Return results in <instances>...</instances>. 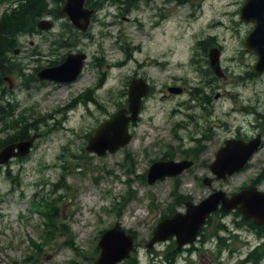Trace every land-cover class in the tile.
<instances>
[{
	"label": "rangeland",
	"instance_id": "1",
	"mask_svg": "<svg viewBox=\"0 0 264 264\" xmlns=\"http://www.w3.org/2000/svg\"><path fill=\"white\" fill-rule=\"evenodd\" d=\"M236 1L239 0H209L213 5L197 26L216 21L218 27L213 32L224 39L226 57L236 56L241 61V57L244 60L247 57L240 51H243L242 40L249 25L231 15L239 7ZM10 2H0V15ZM116 5L107 2L101 6L90 26V34H82V52L87 59L82 77L77 81L58 87L38 79L23 81L22 76L13 74L16 85L10 89L6 84L7 96L17 105L16 113L24 112L28 122L36 125L39 137L27 156L0 164V264H94L102 233L117 222L133 230L136 250L132 255H136L139 264H168L163 251L171 241L155 243L151 249L146 244L162 215L169 213L168 208L175 204L172 192L177 181L178 195L188 194L192 201L199 202L213 190L222 189L231 194L248 186L264 169L263 149L227 180H215L211 187L203 183L205 176H214L207 159L213 161L225 138L240 121L245 120L246 129L250 126L248 114L239 111L241 105L249 98H260L264 103V78L244 82L239 75L245 73L247 67L228 62L231 75L221 83L220 98L215 97V91L208 116L213 137L204 142L206 150L201 155V150L197 151L195 158L192 155L196 143L192 136L200 137L201 133L196 132L193 123L194 102L188 95L163 99L162 89L173 77H194L188 63L190 36L196 24L190 18L174 14L163 26L151 29L152 11L145 0L123 16ZM168 5L167 11L176 7L175 3ZM59 29L58 22L51 31L20 37L16 56L27 69L26 73L36 74V67L47 65L48 61L78 46L79 36L70 51L71 47L57 48L51 44L59 35ZM179 61L186 65H177ZM164 62L170 64H160ZM137 73H147L156 89L147 100L135 129L134 125L130 126L132 139L124 147L107 151L105 155L88 151L86 146L95 130L119 108L118 103H126L128 83ZM103 77L104 82L97 88ZM87 89L93 90L88 93L96 98L94 102H72L81 90L84 93ZM179 121L180 125L176 124ZM7 132L8 129L0 138ZM187 151H192L189 157L195 158L191 168L175 178L148 182L147 171L154 160L162 159L165 154L172 159H182L187 157ZM260 182L259 188L264 191V175ZM43 201H54L58 208L55 224L59 230L47 226L48 218L41 212L46 207L38 205ZM172 207L185 210L183 205ZM33 239L42 244L40 249L35 247ZM67 241H73L81 253ZM155 248L157 253H151ZM186 259L185 253L177 264H188ZM126 263L123 260L118 264ZM213 264H237V260L225 258L214 260Z\"/></svg>",
	"mask_w": 264,
	"mask_h": 264
},
{
	"label": "water",
	"instance_id": "2",
	"mask_svg": "<svg viewBox=\"0 0 264 264\" xmlns=\"http://www.w3.org/2000/svg\"><path fill=\"white\" fill-rule=\"evenodd\" d=\"M85 2L86 0H65L62 7V12L68 16L72 25L83 33H87L95 12V8L87 7ZM240 13L242 20L255 23L245 39V45L258 55L253 72L260 74L264 71V0H244ZM53 25V20L43 19L38 23V28L49 30ZM86 58L87 55L83 52L82 55L81 53H69L59 65L38 71L37 77L42 81L74 82L83 70ZM4 80L10 89L16 85L13 76L7 75ZM149 91L150 86L144 78H134L129 84L128 105L119 108L98 127L89 139L86 149L99 155H105L107 151L114 152L127 145L132 138L129 125L139 120L143 98ZM175 91L180 92L181 90L177 88ZM37 136L34 135L28 140L3 147L0 150V164H7L12 157L28 155ZM259 145L260 138L249 142L228 140L218 150L215 160L210 165V170L216 179L226 180L245 167ZM192 164L193 162L188 159L154 161L147 172L148 182L153 184L167 177H176L190 168ZM213 180L212 177H205L203 182L212 186ZM186 205L185 212L177 211L171 217L163 218L158 223L147 247L151 248L156 242L176 237L179 248H181L196 238L198 230L206 222L208 216L219 208L225 212L239 209L246 219H252L258 225H264V191L257 186L242 188L231 195L224 190H215L200 202L188 201ZM97 248L100 252L94 264H117L129 258L131 251L135 250L134 235L127 233L121 224L117 223L103 232Z\"/></svg>",
	"mask_w": 264,
	"mask_h": 264
},
{
	"label": "flooded vegetation",
	"instance_id": "3",
	"mask_svg": "<svg viewBox=\"0 0 264 264\" xmlns=\"http://www.w3.org/2000/svg\"><path fill=\"white\" fill-rule=\"evenodd\" d=\"M155 1L157 2L156 5H154ZM145 2L152 11V14L149 16V28L151 29H157L163 26L164 22L174 14H177L180 17L183 16L184 18H190V20L196 24L194 31H192L190 36L192 43L190 45L191 55L188 63L193 70L194 77L192 79L187 77H173L172 81L165 82L162 89V98L165 99L168 97L188 95L190 100L194 102L192 105L195 109L193 123L195 124L196 132L201 133L200 137L192 136V141L196 143V146L193 147L195 150L193 151L192 156L197 158L198 155L196 156V152L201 150L200 155L203 154L206 150L204 142L206 140H211L213 137V131L210 128L211 125H208V116L211 115V104L213 102L215 91H217L215 97L220 98L221 94H223L220 92L222 88L221 83L229 77V74L231 75L229 68L230 64H228V62L242 63L245 68L247 67L245 73L239 75L244 82L250 79L253 81L264 78V71L260 74H254L253 69L258 60V55L250 51L245 45V39L254 28L255 23L242 20L240 9L243 6L244 0L236 1V3H239V7L235 13L231 15L234 17L237 16V20L240 23H246L249 25L246 35L242 40L243 51H240L241 55L245 53L247 54V57L245 60L241 57L240 61L236 56L231 58L226 57L224 39L218 33L213 32V30L218 27L216 21L209 20L201 27L197 26L209 6L213 5V3H209V0H145ZM168 3H175L176 7L167 11L166 6H169ZM162 4H164L163 7L161 6ZM179 7H185L186 9L181 10ZM135 8L136 7H131L127 13H130ZM98 11L99 9L96 8V12ZM118 11L120 13L124 12L122 9H118ZM227 14L230 15L229 13ZM121 15L123 16V14ZM233 22L234 24H237L235 21ZM178 27L181 28V24H179ZM147 34L150 35V31H147ZM71 49L72 47L69 51ZM72 52L81 53L82 55V33L80 34L78 46L68 53ZM65 57L66 55H61L59 58H54L48 61L47 67L53 68L59 65L64 61ZM160 64L169 65L170 63L164 62ZM177 65L184 66L186 64L179 61L177 62ZM248 69L250 70L248 71ZM81 77L82 70L79 74V78ZM137 77L144 78L150 86V91L143 100V112L147 100L154 95L156 87L147 73H137L132 79ZM47 83H51L58 87L70 85L67 82H56L54 80L47 81ZM177 88H180L181 91L176 92L175 89ZM90 92L92 93L93 90ZM91 97L96 99L94 96ZM77 101L82 104V90L72 100V102ZM246 102L241 105L239 111L248 114L250 118L249 128L246 129L245 120L240 121L235 130L229 133L228 137L225 138L221 147L224 146L228 140L232 139L249 142L255 138H260L259 148L250 161L246 163L247 166L253 157L264 149V109L262 108L264 103L260 98L255 100L249 98ZM186 115L188 117L192 116L191 113H186ZM179 123L180 121L176 124L180 125ZM135 127L136 126L134 125L133 129H135ZM195 158L193 159L187 156L182 159H191L193 163H195ZM213 161L212 158L207 159L206 163L210 167ZM263 175L264 169H262L261 172L251 180V183L248 186L256 185L261 187L260 180ZM190 200H192V196L187 195L185 202L183 204H178V206H185V203ZM164 242H169L168 246L163 251L164 259L168 264H177L185 253L187 254L186 260L189 261L188 264H213L214 260H222L225 258L236 259L237 264H264V225H258L253 220L246 219L239 209L230 213H224L221 208H219L217 211L210 214L206 223L198 230L196 238L192 242L184 244L181 248H179L177 238H171ZM211 246H214L215 250H212ZM150 252L157 253V250L155 248V250H151Z\"/></svg>",
	"mask_w": 264,
	"mask_h": 264
},
{
	"label": "trees",
	"instance_id": "4",
	"mask_svg": "<svg viewBox=\"0 0 264 264\" xmlns=\"http://www.w3.org/2000/svg\"><path fill=\"white\" fill-rule=\"evenodd\" d=\"M139 1L141 0H86V5L88 7L100 8L107 2H116L119 8L124 10L121 14L125 15L131 7L138 6ZM64 3L65 0H23L17 7L4 11L0 16V135L8 129L7 134L0 138V149L10 143L28 140L36 133V125L28 122V118L23 116L24 112L20 111L19 114L16 113L17 105L7 96L8 89L4 81L6 75L13 74L22 76L23 81L28 78H31L30 80L32 81L37 80L34 72L26 73L27 69L24 64L18 59V56L15 55L17 48L21 44L20 37L26 34L32 35L35 33H42L37 27L38 22L46 16H52L56 20L66 19V21L63 20L61 23L63 32L54 40V44H57L58 47H71L77 44L76 42L78 41L80 32L73 27L66 15L62 12ZM124 49L125 52H127V48ZM40 68H42V65L36 67L34 71ZM103 82L104 77L101 79L100 85ZM89 100L95 101L93 97L88 96L87 91L82 93V101L87 103ZM174 135H176V132H174ZM191 153L192 151H187L186 156H190ZM167 156L168 155L165 154L164 159H166ZM125 161H127V156L125 157ZM178 188L179 182L177 181L172 192V197L175 199L174 202L176 205L183 204L187 197L186 194L178 195V192H176ZM124 199L129 200L125 197ZM44 201L46 200L44 199ZM44 201L39 202L38 205L46 207V210L41 212L48 218L47 226H54L56 228L54 230H59L58 224H55L58 217V208L54 201H47L45 203ZM175 204H172L171 207L168 208L169 213H164L162 217L173 213L175 209L172 206H175ZM128 231L133 232L132 229ZM33 243L38 249L42 247V244L37 243L35 239H33ZM66 243L73 247L77 253H81L78 251V248L75 247L73 241H67ZM126 261V264H139V260L136 256Z\"/></svg>",
	"mask_w": 264,
	"mask_h": 264
}]
</instances>
